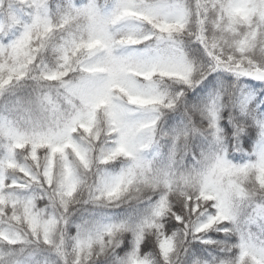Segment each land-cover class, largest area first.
<instances>
[{"label": "snow or ice", "instance_id": "1", "mask_svg": "<svg viewBox=\"0 0 264 264\" xmlns=\"http://www.w3.org/2000/svg\"><path fill=\"white\" fill-rule=\"evenodd\" d=\"M0 264H264V0H0Z\"/></svg>", "mask_w": 264, "mask_h": 264}]
</instances>
